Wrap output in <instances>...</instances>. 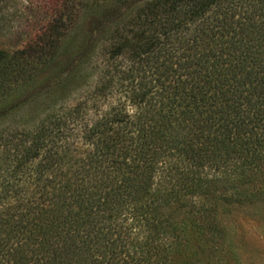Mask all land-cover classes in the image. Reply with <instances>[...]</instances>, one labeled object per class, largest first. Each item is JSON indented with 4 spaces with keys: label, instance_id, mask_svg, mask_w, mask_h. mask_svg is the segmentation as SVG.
Returning <instances> with one entry per match:
<instances>
[{
    "label": "trees",
    "instance_id": "1",
    "mask_svg": "<svg viewBox=\"0 0 264 264\" xmlns=\"http://www.w3.org/2000/svg\"><path fill=\"white\" fill-rule=\"evenodd\" d=\"M23 1L44 19L0 47V264H212L213 209L264 204V0Z\"/></svg>",
    "mask_w": 264,
    "mask_h": 264
},
{
    "label": "rangeland",
    "instance_id": "2",
    "mask_svg": "<svg viewBox=\"0 0 264 264\" xmlns=\"http://www.w3.org/2000/svg\"><path fill=\"white\" fill-rule=\"evenodd\" d=\"M36 4L37 3H32L33 6L31 9H33ZM27 6L28 5L23 0H8L6 2L4 10L6 11V16L9 21L7 22L6 28L0 32V47L11 49L12 47L19 46L24 40L25 34L31 31L33 21L37 19L40 22L43 21L44 17L40 14L32 16L33 12H31L32 10L28 9ZM69 36L75 46L81 44L82 35L80 29H75ZM66 43L67 41H65V45ZM101 57L100 47L97 46L94 49L91 64L99 65ZM63 59L64 57L60 56L58 60L62 63L64 61ZM54 67L55 66H51L44 69L39 73L34 82L26 83L20 89L12 88L13 90L9 92L6 101L15 102L21 100L24 93L27 92L26 90L29 89H33L32 92H35V86L39 82L48 80L52 83L54 80L52 73ZM87 70L88 74H82L83 72H80V76L77 80L78 83L86 85L91 81L93 76H95L96 73L93 69ZM62 76H60V78ZM72 87V83H67L57 95L60 97L70 95L72 91L70 93L68 92ZM4 104V102L0 103L1 108H3ZM212 215V224H214L216 229H220L215 238H213V240L217 241L215 249L211 246L208 250V254L211 256L212 261H214L212 264H264L263 203H259L256 207L250 208L241 206L225 208L219 205L213 209ZM200 241V243L205 242L204 239Z\"/></svg>",
    "mask_w": 264,
    "mask_h": 264
}]
</instances>
